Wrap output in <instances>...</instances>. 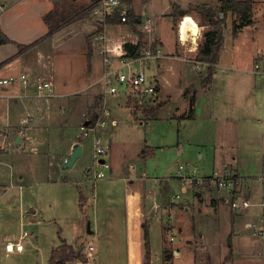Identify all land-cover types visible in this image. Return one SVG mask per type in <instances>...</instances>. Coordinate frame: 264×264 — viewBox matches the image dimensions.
Masks as SVG:
<instances>
[{
    "label": "crops",
    "instance_id": "obj_1",
    "mask_svg": "<svg viewBox=\"0 0 264 264\" xmlns=\"http://www.w3.org/2000/svg\"><path fill=\"white\" fill-rule=\"evenodd\" d=\"M56 1L58 0H3L0 3V27L2 32L10 37L12 41L0 44V70L7 69V72L1 78L23 72H28L34 79L47 76L53 79L56 92L52 97H39L34 93L35 89L31 85L26 88L23 84L10 86L0 84V148H2V150L0 149V165L4 167L9 165V178L11 180L17 179L21 181L29 173L31 165L34 170L41 168V162L45 158L43 147L50 142L55 143L60 140L58 138L60 136L59 132H63L65 124L72 117L76 115L78 121H80V117L82 116L79 126L86 119H89V108L93 104L94 98L100 94L96 92L100 88L99 84L101 85L102 83L104 62L102 56L93 48V53L90 57L92 59L94 55L100 56L99 66L96 68V65L91 62L90 67H88L86 63L78 72L76 71L73 74L69 66L74 69L77 64V60H74V57L70 56L75 52L73 49L77 47L75 43H72L74 38L78 37V39H81L80 47L82 49L85 48L88 41L86 36L90 35L92 39L93 35L100 28L106 30L109 34L127 40L129 48L139 43L141 34L143 35V41L149 37L156 39L162 45L166 56L163 58L165 59L164 61L161 59L157 63L152 62L150 66L154 65L153 69L156 73L152 74L157 75L158 78L161 76L163 93L168 94L169 81L167 80H169L171 75H168L171 71L170 69H173L172 60L180 58L179 54L177 55L176 53H181V47L183 46L180 41L179 32L175 29L173 18L177 15L191 14L198 20L202 19V11L207 14L209 13L207 11H211L217 15L223 0H133L128 9L131 7L139 20L135 24L136 28L130 22L129 15L128 22L119 21L113 24L106 23L105 25H102L101 19L92 16L94 23L86 25L82 22L84 14L51 35L44 36L49 30V25L45 21L44 16L54 7V2ZM92 1H90L89 5ZM252 2L253 21L250 24L240 26L235 32H232L233 41L231 42L228 41L224 31L225 49L219 63L214 66V77L212 83L208 85L206 97L203 93L204 91L199 93L197 89L194 93L191 92V96L196 95V101L193 106L191 105L192 107L187 108L188 110L185 112L178 107L175 110L177 111V115L173 114L170 116L171 118L181 117L185 121L186 126H188L187 123L189 122L191 123L190 125L196 124L197 127L202 125L203 122L216 119L213 112L214 105L212 104L213 91L211 90V86H215L216 79L219 77L216 69L219 67L220 61L227 51L234 53L237 40L243 37L249 30L251 32V28H257L255 26L258 21L256 10H261L264 15V0L261 1L262 3L260 2L263 5L260 6L262 9L259 6H254V3L259 2V0H252ZM200 5L204 6L198 9ZM154 8L158 13L154 12ZM33 15L37 16V20L39 19V21L40 18L42 19L40 26L36 27L34 25L36 20H31V16ZM148 18L152 22V29L146 33L142 31V24ZM163 25L165 27H162ZM168 27H171V31L167 36ZM171 32L174 33L173 36ZM64 38L66 42L62 43ZM38 39L39 42L20 52L21 46H25ZM59 43H62V45L58 46ZM35 51L36 55H34ZM83 52L85 55V50ZM64 62L67 64L65 65ZM60 63L66 66L64 72L60 69ZM236 70L244 71L239 68ZM250 72L254 75V83L253 86H247L249 94L239 95L235 89L231 90L229 92L232 95L231 102L227 104L224 114L225 121L235 125L236 135L245 130L253 135L264 128V72L255 69L250 70ZM103 95L106 97L102 93V98ZM171 98L170 95L168 99L171 100ZM126 106L132 110L133 116L136 120H139L141 125L150 124L151 118H156L158 113L164 110V108H161L157 114L151 115L149 119L144 120L142 119L144 114L142 110ZM191 111H193V117L183 118V116H186ZM117 125L118 120L111 118L110 126H112L113 130L116 129ZM80 134L78 133V138H70L66 141L65 151L61 153L60 160L62 162L72 154L77 144L83 146L80 157L82 158L85 155L83 141L79 139ZM178 134L184 136L181 130H179ZM187 137L189 138L190 136ZM109 143L111 148L109 161L112 163L109 174L97 181H93L90 179L88 173L89 177L86 175L83 180H78V183L83 187L88 186V183L91 182L96 191V199L93 201L90 213V218H92L91 228H93L90 232L102 238L104 231L107 232L109 237L114 228H122L124 247H126V264H131L132 254L135 256L136 264H142V259L145 255V247H143V223L147 224L150 231L153 258L151 264H154L159 256L152 244L154 226L163 235L171 232L170 241L173 248L171 257L174 254L182 255L184 250L190 246L197 247L196 243L198 240L196 237L201 241L202 248H206L203 242L206 232L202 231V228L197 225V223L199 224V222L204 221L205 215H211L210 220L217 227L216 229H218L219 227L216 223L220 219L223 221V214L225 213L229 216L231 213L232 226H230L231 232L228 235V241L231 236L238 234L236 230L239 228L238 236L241 233L248 236V231L253 234L260 233L264 242V216L258 218L244 216L242 213H239L244 212L245 207L237 206L238 200L244 194V179L246 177L253 179L258 177L252 174H245L244 171L246 169L241 161L243 153L239 152L238 157L233 156V161H237L236 165L227 162L223 168L234 169L233 174L237 180L234 188L233 185L223 188L205 189L190 187L191 191H189V187L188 189H183V173L182 170L179 171L178 167L180 164L175 165L177 171L170 172L169 175H166L167 173H158L160 168L154 167V165L160 161L158 159L160 154L156 150L155 144L146 140L137 143L133 147L126 142L113 143L111 137ZM179 143L181 147L179 152L184 153V144L181 141ZM164 148L160 151H164ZM257 149H260V147L257 146ZM57 158L58 155H56L55 159L57 160ZM198 158L204 159L203 154L200 153ZM213 158L215 161L217 160L215 155ZM219 158L222 160L223 157L220 156ZM64 163L65 166H69L66 165V162ZM262 164H264V159L263 161L261 160V166ZM173 167V164H171V168ZM162 172H169V169H164ZM5 178V168L0 167V185L5 184L2 182ZM63 182L64 184L73 183L69 177ZM4 186L6 187L7 184ZM79 196L82 214H87L86 208L90 203L89 201L84 202L83 198L89 197L84 193V190H80ZM118 204L122 205L119 213L115 209ZM209 205L216 211L215 214L212 211L208 214L207 210L204 209V207L208 208ZM234 208L238 209L239 212H235ZM34 212H36V209L31 207L29 213ZM201 214H204V216ZM30 221L32 220L30 219ZM192 232L195 233L194 238L197 242L194 239H189L192 236ZM21 233L19 239L22 240L29 235L26 230ZM231 244V251L232 249H236L238 252L233 240H231ZM89 245L92 244L89 243ZM167 246L164 249L165 254L169 252V246ZM54 249H57V247ZM95 249L93 250V256L95 255L94 263L107 264L103 262L104 259L101 256L99 257L98 253L94 254ZM114 249V245L106 249L107 255L104 258L109 260V262L118 260V255L115 254L118 250ZM15 251L6 252L7 254H11L15 253ZM87 261H90L89 263L92 261L89 256ZM115 261L110 264H116Z\"/></svg>",
    "mask_w": 264,
    "mask_h": 264
},
{
    "label": "rangeland",
    "instance_id": "obj_2",
    "mask_svg": "<svg viewBox=\"0 0 264 264\" xmlns=\"http://www.w3.org/2000/svg\"><path fill=\"white\" fill-rule=\"evenodd\" d=\"M1 1L3 0H0V3ZM90 1L91 0H58L56 2L59 9H62L61 11L65 13L63 18H68L72 13V5L75 8L80 6L88 7ZM261 1L262 0H259V2L254 3V6H259V8L262 9L260 7L263 6ZM239 7L241 9L242 5ZM154 12L158 13L155 8ZM92 16H94L93 13L88 11L82 16L84 17L82 18V22L86 25H92L94 23ZM183 16L177 15L173 18L177 32H179V25ZM223 16L221 14V17ZM60 17L61 16L55 18L54 23H56V25L61 23L63 18L61 17L60 19ZM193 17L195 18V16ZM218 17L219 14L209 15L202 11V19L197 20L200 26V31L197 35L198 48L194 50L191 49L190 51L189 48L193 47V45L196 46L197 43L192 44V42L188 41V45L186 44L181 47V53H176L177 55L179 54L178 56H180V58L172 60L173 69H170L171 71L168 75H171L169 80H167L169 81L168 94L165 92L163 93L161 76L159 78L157 77L159 80V89H161L158 100L157 102L150 103V105L132 103L126 99L125 94H118L115 96L106 95L105 98L103 95L102 98L101 94L104 93V91L102 90L101 83V85L99 84L100 88L98 91H95L100 94L94 98V102L90 106V108L93 107V111H91V113L89 112V115L98 112L99 108L106 104L107 107L111 109L112 116L110 119H117L118 125L116 129L113 130L109 121L106 127H99L97 133L101 136V142L110 144L109 139L111 137L113 143L126 142L134 147L137 143L148 140V142L155 144V148L160 154V156H158L160 161H158L154 167H159L160 170H158V173H167L166 175H169L170 172L177 171L175 165L179 164L185 167L182 173L186 175L195 174L205 176L212 174L214 171L223 170H228L233 175L234 169L223 168L227 162L236 165L237 161H233V156L238 157L240 154L239 152L243 153L241 161L246 169L244 171L245 174H252L258 177L255 179L246 177L244 179V194L241 195L242 198L246 197L245 199L249 200L250 206L245 207V210H243L244 212H240L239 214L242 213L244 216L258 218L264 216V164L261 166V160L263 161L264 159V128L260 129V132L256 129L257 132L255 131V135L249 134L247 130L236 135L235 125L225 121L224 114L227 104L231 102L232 95L229 92L235 89L236 93L239 95L249 94L247 86H253L254 83V75L250 70H254V63L257 59L264 60V15L261 10H256L258 21L255 26H257V28H251V32L249 30L243 37H240L234 47V53L227 51L220 61L219 67L216 69L219 77L216 79L215 86H211V90L213 91V112L216 119L203 122L202 125L197 127L196 124L190 125L191 123L189 122L187 123L188 126H186L185 121H183L181 117H170L173 114L175 116L177 115V111L175 110L178 107L185 112L193 106L192 96L190 95L191 92L194 93L198 89L199 93L204 91L205 97L207 95L209 84L206 82L205 78L208 75L210 63L202 60V67L198 68L195 66L196 63L193 60L198 59L199 47L205 45L208 39L206 32L212 29L210 24L213 19H218ZM34 19L36 20L34 25L36 27L40 26V21H42V19L40 18L39 21V19L37 20V16H31V20ZM245 20L246 19L242 17L239 11L235 10L234 12H229L226 17V23L224 24L225 35L229 42L233 41L232 32L240 28ZM162 27L165 26L163 25ZM170 28L171 27H168L169 31L167 32V36L171 31ZM171 33L173 36L174 33ZM65 38L62 43L66 42ZM86 39L88 41L84 49L80 47L81 39H78V37H76V39L74 38L72 42L77 46L73 49L75 52L70 55L74 57V60H77L74 69L69 66L73 74H75L76 71L78 72L86 63L87 66L90 67L92 62L96 65V68L100 64V56L94 55L92 59L90 57L93 53L90 35H87ZM37 41L39 42V39ZM62 43H59L58 46L62 45ZM83 50H85V55ZM34 55H36V51ZM164 60L165 59H163V61ZM64 64L66 65L67 63L64 62ZM153 66L154 65L147 69L149 74L156 73ZM237 68L243 69L244 71L236 70ZM60 69L64 72L66 66L60 63ZM6 72L7 69H1L0 78ZM170 95L172 97L171 100L168 99ZM126 105L142 110L144 112L142 119L144 120L149 119L151 115L157 114L161 108H164V110L158 113L156 118H151L152 121L150 124L141 125L139 120H136L133 116L132 110ZM88 118H90V116ZM81 119L82 116L80 117V121H78L75 115L65 124L63 132H59L60 136L58 138L60 140L55 143L50 142L43 147L45 158L44 161L41 162V168L34 170L31 165L29 173L26 174L25 178L21 181L17 179L11 180L9 178V165L6 167L0 165V167L5 168L6 171V178L2 182L7 184L6 187L4 186L5 184L0 185V264H49L52 262L51 256L53 249L56 247L58 248L59 245L64 243L71 244L77 256L74 260L68 261L69 264H95V255L93 257L89 256L92 260L91 263H89L90 261L83 262V260L78 258L79 254H81V256H88L89 243L96 248L94 254L98 253L99 257L101 256V258L104 259L103 262L107 264L111 262L114 263L115 261L109 262V260L104 258L107 255V247L110 248L114 245V250H118L115 253L118 255V260L115 261V263L126 264V247H124L125 243L123 242L122 228H114L109 237L107 232L104 231L102 238L99 235L96 236L94 233L92 234L88 230V224H90L91 228L92 218H90V213L92 211L91 207L93 206V201L96 199L94 196L96 191L95 187L93 188V183L90 182L88 186L81 187L78 180L81 181V179L83 180V178L88 175L87 170L89 168L93 170L94 132L90 130L89 136L81 135L82 129L81 126H79ZM83 123H85V121L81 124ZM179 130H181V133H184V136L178 134ZM78 133L81 137H79V139L83 141L82 143L85 147V155L75 161L73 165L65 166V161L62 162L60 160L61 153L65 151L66 141L70 138H78ZM187 136L190 137L188 138ZM180 141L184 144V153L179 152L181 148L179 146ZM257 146H259L260 149H257ZM162 148H164V151H160ZM0 149L2 150V148ZM200 153L203 154L204 159L198 158ZM56 155H58L57 160L55 159ZM214 155L217 158L216 161L213 158ZM220 156L223 157L222 160H220ZM60 162L62 163L61 165ZM171 164H173V168H171ZM180 165L178 167H180ZM194 168L197 169L193 171ZM164 169H169V172H162ZM89 175L91 176L92 173ZM66 177H69L70 180L72 179L73 183L64 184L63 181L67 179ZM234 177L233 188L237 182L235 175ZM196 187L200 189L217 188L212 185ZM189 189V191H191L190 187ZM80 190H84V193L89 197L83 198L84 202L89 201L90 203L86 208L87 214H82V206L79 200ZM31 207H34L36 212L30 214L29 210ZM115 209L119 213L122 209V205L118 204ZM204 209L207 210L208 214L211 211L213 214L216 213L211 205H209L208 208L204 207ZM234 211L239 212L236 208H234ZM201 215L204 216V214ZM223 215L224 222L220 219L216 223L219 227L218 229H216L217 227L211 222V215H205L206 218L204 221L199 222V224L197 223V225L202 228V231L206 232L205 239L203 240L206 248H202L200 244L201 241L196 237L198 240L197 242L194 238L195 233L192 232V236L189 239H194L197 242V247L190 246L184 250L182 255L174 254L172 257L169 255L172 253L173 249L170 241L171 232L163 235L156 226H154L152 244L159 254L154 264H227L228 261H231L228 262V264H264V242L260 233L253 234L248 231V236L243 233L238 236L239 228L235 226L238 228L236 230L238 234L231 236L230 239L236 244L239 253L236 249H232L231 251V245L228 244V235L231 232L230 226H232L231 213L229 216L225 213ZM30 219L32 221H30ZM24 230H26L29 235L23 240V251L16 250L15 253L7 254L8 251L6 252L5 249L6 243L8 241L15 243L19 240L22 234L21 232ZM165 237L166 239H164ZM166 245L169 246V252L165 254L164 249ZM235 254L237 255L235 256ZM144 261L145 258L143 256L142 262ZM57 263L60 264L59 259H57Z\"/></svg>",
    "mask_w": 264,
    "mask_h": 264
},
{
    "label": "built area",
    "instance_id": "obj_3",
    "mask_svg": "<svg viewBox=\"0 0 264 264\" xmlns=\"http://www.w3.org/2000/svg\"><path fill=\"white\" fill-rule=\"evenodd\" d=\"M118 10L121 13V21L128 22L129 9L123 0H97L89 12H92L95 17L101 19L102 25H105L107 23V21H105L106 17L113 15V13ZM151 29L152 22L148 18L142 24V31L148 33ZM91 42L94 50L102 56L104 62L101 82L102 90L105 95L115 96L118 94H125L128 101L132 103L135 102L138 105H150V103L157 102L160 92L159 80L157 75L152 73L149 74L147 69H149L152 62L157 63L166 55L164 54L162 45L157 42L156 39L149 37L137 50L139 43L129 48L127 46V40L109 34L106 30L100 28L93 35ZM181 42L183 45H188L186 41ZM197 46L198 43L196 44V48H198ZM191 48L192 47L189 48L190 51ZM193 61L196 63V67H202L203 61L201 62L198 59ZM254 69L264 72V60L257 59L254 63ZM0 84L6 86L23 84L26 88L31 85L35 89L34 93L39 97H52L56 94L55 84L52 78L45 76L34 79L28 72L11 74L10 77L1 78ZM96 114V119L93 120L91 117L89 118V124H81V135L89 136L90 130L94 132V165L93 170H88L89 174L92 173L90 179L93 181L106 177L112 167V163L109 161L108 156L110 154V144L102 143L101 136H98L97 133L99 127H106L110 121L111 109L104 104V106L99 108ZM25 121H27V119H25ZM112 123H114V121H112ZM184 168L183 165H180L179 171ZM196 169L197 168H194L193 171ZM182 176L183 189H188V187L191 186L202 187L205 185L223 188L232 186L235 180L234 174L232 175L228 170L214 171L212 174L205 176L195 174L186 175L184 173ZM249 204L250 202L248 199H243L241 197L237 202V206L242 207H246ZM5 249L8 252H14L15 249L23 250V240L19 239L15 243L8 241L5 245ZM88 249V256H93L94 246L88 245Z\"/></svg>",
    "mask_w": 264,
    "mask_h": 264
},
{
    "label": "trees",
    "instance_id": "obj_4",
    "mask_svg": "<svg viewBox=\"0 0 264 264\" xmlns=\"http://www.w3.org/2000/svg\"><path fill=\"white\" fill-rule=\"evenodd\" d=\"M97 0H93L91 5H89L88 7H74L72 5V10H71V16L70 17H66L63 18V16L65 15V13H63L60 9L59 6L57 5V2H54V7L49 10L44 18L45 21L48 23L49 25V30L47 31V33L44 36H49L52 33L58 31L61 29L62 26L71 23L72 21H75L78 19V17L86 14L91 7L95 4ZM133 0H123L124 3L127 4V6L130 5V3ZM240 5H242V8L240 9ZM204 5H200L198 7V9L203 8ZM239 11L242 15V17H244L245 22L244 24H250L253 21V7H252V0H223L222 1V5L218 11L219 17L218 19H213V21L211 22V26L212 29H210L209 31L206 32V36H207V41L205 45H201L199 47V56L198 59L199 60H204L207 61L208 63H210V66L208 67V75L206 76L205 80L208 84H210L213 80L214 77V67L216 64L219 63V60L221 58V56L223 55V51L225 49V35H223L224 33V24L226 23V17L229 14V12H234V11ZM209 12V15H215V13H212L211 11H207ZM211 12V13H210ZM221 14H224L223 17H221ZM128 15L130 17V22H132V24L135 27V24H137L139 22V20L137 19L133 9L130 7L128 10ZM185 15V14H184ZM61 16L63 19L61 20V23L56 25L55 22V18ZM60 17V19H61ZM59 19V20H60ZM105 21H107V23H115V22H119L121 21V13L120 11H116L115 13H113V15H110L108 17H106ZM143 35H140L141 40L139 41V45L137 46V50L139 49V47L144 43L143 41ZM44 38V37H43ZM12 42L10 37L6 36L0 27V44L1 43H9ZM38 41H34L32 43H29L25 46H21L20 52H22L23 50L27 49L28 47L33 46L35 43H37ZM195 98L196 95L192 96V105L195 102ZM93 108V107H92ZM92 108L90 109V113L91 111H93ZM93 120L96 119L97 114L96 112H94L93 114L89 115ZM193 117V111H191L189 114H186V116H183V118H191ZM87 120V119H86ZM85 120V122H86ZM142 230H144L143 232V247H145V261L142 262V264H151L152 261V247H151V242H150V231L148 229L147 224L143 223L142 225ZM229 244H231V239L229 238ZM76 254L74 253V249L72 248V245L69 243H64L62 244L59 248L57 249H53L52 252V262L54 264H59L57 263V259H59L60 264L66 262L68 263V261H71L72 259L74 260L76 258ZM81 254L78 255V258L80 260H82L81 258Z\"/></svg>",
    "mask_w": 264,
    "mask_h": 264
},
{
    "label": "bare ground",
    "instance_id": "obj_5",
    "mask_svg": "<svg viewBox=\"0 0 264 264\" xmlns=\"http://www.w3.org/2000/svg\"><path fill=\"white\" fill-rule=\"evenodd\" d=\"M200 31V26L198 24L197 19H195L190 14H185L180 22L179 26V37L182 41L188 42L189 40L192 44H196L198 33ZM196 46L193 45L191 48L194 50ZM131 264H136L135 256L132 254V262Z\"/></svg>",
    "mask_w": 264,
    "mask_h": 264
},
{
    "label": "water",
    "instance_id": "obj_6",
    "mask_svg": "<svg viewBox=\"0 0 264 264\" xmlns=\"http://www.w3.org/2000/svg\"><path fill=\"white\" fill-rule=\"evenodd\" d=\"M222 16H223V14H222ZM85 123L89 124L90 120H87ZM82 151H83V146L80 144H77L75 149L73 150L72 154L65 160L66 165H69V166L73 165L75 163V160L82 155ZM88 226H89L88 230L91 231L90 224H88ZM169 255L171 256L172 254L170 253ZM80 258L83 260V262H85V261H87L88 256L82 255ZM50 264H54V263L51 262ZM62 264H69V263L64 262Z\"/></svg>",
    "mask_w": 264,
    "mask_h": 264
}]
</instances>
